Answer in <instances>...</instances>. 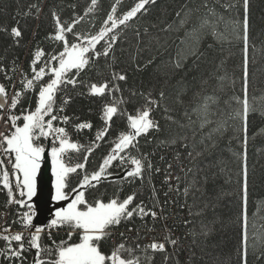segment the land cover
I'll list each match as a JSON object with an SVG mask.
<instances>
[{"label":"snow or ice","instance_id":"6c2138e0","mask_svg":"<svg viewBox=\"0 0 264 264\" xmlns=\"http://www.w3.org/2000/svg\"><path fill=\"white\" fill-rule=\"evenodd\" d=\"M120 3L121 0H115L99 26L93 20L87 30H78V26L85 20V16L96 13L99 0H90L83 15L76 11L77 5L73 3L52 7L49 11L54 30L46 39L53 42L55 47L49 52L39 46L33 50L29 63L30 71L20 69L21 88L16 89V84L12 83L11 98L9 85L0 82V122L5 126V131L0 132V190L6 192V205L16 206L13 221L6 223V226H0V264H156L157 255L162 258L161 264H181L182 245L188 237L192 238V245L198 246V237L206 238L214 231V225L217 223L215 219L209 224L201 221L199 232L195 226L189 227L194 225L193 219H184L182 222L187 231L183 236L178 235L169 227V218L164 214V205L168 201L166 199L163 204L160 203L154 185L151 188L155 203L151 206L143 200L138 201V193L135 191L122 198L120 193H123V188L114 192L107 201L97 198L89 202L86 198L88 189H95L102 181L112 177L110 169L113 167L123 171L121 180L128 181L129 184L135 181L143 182L145 173H151L154 168L152 157L155 152L142 151L140 139L144 138L145 142L150 144L148 137L163 130L154 113L163 107L165 119L178 123L170 115L172 109L160 103L165 99L163 90L157 93L129 90L128 95H124L121 84L128 82V75L123 69L117 70V43L129 22L138 14L146 12V6L156 3V0H136L133 6L118 14ZM251 5L252 0H227L221 7L229 13L234 9L236 12L225 21V17L218 14L214 7H209L205 0L203 6L208 9L207 13L200 19L198 26L193 25L186 33L197 45L190 56L199 58L203 55L199 52L198 44L201 33L205 30L206 34L211 35L218 43H238L241 51V62L238 66L241 91L226 101L228 112L221 113L216 120L210 119V116L217 115L211 111V106L219 103L218 98L203 97L202 103L193 109L199 120V129L202 131L212 124H215V127L202 134L199 141L196 140L195 130L191 136L170 135L160 141L161 147L176 149L178 146L174 159L177 161L175 168L181 173L175 174L173 163L166 164L164 183L168 185V191L164 196L167 197L169 192L180 193L183 184V207L188 209L190 218L204 217L209 210L215 211L219 201L225 196L231 198L234 215L230 217L229 224L236 230L238 244L235 248V261L230 255L221 264H248L250 250L258 260L264 258V251L258 247L264 246V234L255 231L254 223L250 234L248 212L249 117L256 113L264 116V104H259L254 95H249V49H255L251 42ZM65 9L70 12L67 19H64ZM43 11L41 0L40 3L30 4L23 13L18 10L16 16H31L38 20ZM192 14L191 9L184 12L183 18L179 20L181 28L189 24ZM176 15L181 17V12ZM221 22L231 26L230 38L224 32L218 31ZM170 29L171 25H168L163 31ZM0 32L7 34L15 46L20 45L23 32L19 19L10 27L0 25ZM136 35L139 37V30ZM188 58L180 49L172 64L177 70H183ZM101 61L104 62L106 74L99 71ZM152 62L148 60L147 64ZM223 63L221 61L217 70ZM17 68L19 65L16 60L12 61L11 68H7L0 58V73L4 74L5 80L11 81L12 76L8 73H15ZM140 69L141 65L137 64L136 70ZM90 70H95L96 75L102 76L103 79L95 82L89 80L85 84L83 76ZM217 79L221 82L223 90L224 82L229 77L225 73ZM231 85L234 88L235 79H231ZM78 87L84 88L85 91L77 92ZM30 93L35 95L34 106L24 107L23 101ZM73 93L76 96L87 95L104 101L100 109L103 126L96 130L94 140L88 145L74 141L68 130V126H71L76 133H81L85 130L91 131L94 127L89 119L67 114L68 106L75 99ZM176 103H183L179 96ZM128 105L132 106L131 112ZM184 115L188 118V124H179V127L191 128L194 122L187 112ZM114 118H126V128L118 131L115 138L108 141L106 137L109 136ZM228 131L232 133L229 143L235 141L237 144V150L233 151L232 155L237 161L239 171L235 173L236 179L233 181L231 169L223 160H217L212 167L217 168L220 175H226L225 182L233 187L230 192L221 191L210 197L208 185L216 180L218 173L212 172L209 176L200 165L206 154L211 156L216 148L214 134L223 136ZM101 142L108 143L110 148L102 157L98 168L89 171V156L100 148ZM72 152L85 153L82 162L72 163V156L69 155ZM46 156L50 157L51 175L54 178L51 200L67 204L53 207L46 221L37 224L35 219L39 213L34 197L38 193V177ZM160 159L163 161L164 156H160ZM155 171L159 173L161 169L157 167ZM74 174L79 179L75 187H70ZM189 196L193 200L192 204L187 203ZM194 208L197 210L193 211ZM136 219L141 221L142 227L134 224ZM158 224L159 235H152L157 233ZM14 226L19 230L13 231ZM121 226L125 231H117ZM54 229L67 230V240L58 243L53 240ZM73 235L77 237V241H72ZM45 238L50 243H44ZM108 241L112 243L105 250L103 245ZM187 251L190 254L184 264H194L196 252L191 248Z\"/></svg>","mask_w":264,"mask_h":264},{"label":"trees","instance_id":"16d2710c","mask_svg":"<svg viewBox=\"0 0 264 264\" xmlns=\"http://www.w3.org/2000/svg\"><path fill=\"white\" fill-rule=\"evenodd\" d=\"M41 0H0V25H14L19 19L23 37L20 40V45L15 46L12 39L5 33L0 32V58L5 67L11 68L12 61L16 60L19 68L8 75L12 76L11 81L4 79V74L0 73V82L9 85V97L13 94L11 84H16V89L21 88L20 81L22 80L21 71H30L29 63L31 60V53L39 46L45 49L46 52L52 50L55 45L53 42L46 39L49 33L53 32V20L51 19L50 9L56 5H66L73 3L77 5L76 11L84 14L90 0H43L44 11L40 18L33 19L31 16L21 18L16 16L17 11L21 13L27 10L28 6L32 3H40ZM136 0H121L119 5V13L126 11L134 5ZM227 0H207L209 7H214L216 12L225 17V21L230 16H234L236 10L232 13L227 12L221 7ZM115 0H99V7L96 13L85 16V20L78 26V30H87L91 22L94 20L96 25L99 26L100 21L105 18L107 12ZM205 0H156V3L150 4L146 12L138 14V16L129 22L127 28L121 33V40L116 46V63L117 70L123 69L128 75V82L122 83L121 87L124 90V95L127 96L129 90L136 91H153L157 93L160 90L165 92V99L161 101L162 106L172 109L170 115L178 122L171 123L165 119L163 107L158 109L154 115L155 118L160 120L163 130L161 133L153 134L148 137L151 141L150 144L145 142L144 138L140 139L142 151L155 152L152 157L154 168L151 173H145L143 182L135 181L131 184L128 181L121 180L123 171L120 168L113 167L110 169L113 175L108 180H104L95 189H88L86 191V198L89 202L97 198H103L107 201L112 197L114 192H118L123 188V196L131 194L133 191L138 193L137 200H143L145 204L151 206L155 203L152 199L153 191L151 186H155V194L159 196L161 204L167 199L168 203L164 205L165 215L168 216V225L178 235L183 236L187 229L184 227V219H193L197 232L200 229V222L209 224L210 221L216 220L214 231L207 236L198 237L197 245H192L191 237L182 245L180 253L181 264L187 260L190 254L187 249L191 248L196 252L194 264H221L230 255L235 261V248L238 244V237L236 230L229 224L230 217L234 215V209L231 204V198L225 196L221 199L215 211L209 210L204 217L188 216V209L183 207L185 204V197L182 194L183 184H181V192H169L165 197L164 193L168 191V185L164 183V169L167 163H173L174 172L176 175H181L178 168H175L177 161L174 159L175 152L178 150L168 148L167 146H160V141L170 135H192V131L197 132L196 140L199 141L201 135L209 132L215 127V124L205 127L202 131L199 129V120L197 114L193 109L197 108L202 103L203 97L215 96L218 98L219 103L211 106V111L217 115L210 116V119L216 120L221 113L228 112L229 101L233 94H240L241 80L239 64L241 62V51L238 43H218L211 35L205 32L201 33V40L198 44L199 52L203 55L199 58L190 56L194 47H197L192 38L188 37L186 33L193 27L198 26L200 19L204 17L208 9L203 5ZM185 5L187 6L185 8ZM189 9L193 10L190 22L186 27L179 26V20L183 18L184 12ZM181 12V17H177L176 13ZM70 15L69 10L65 9L64 19ZM171 25V29L163 31ZM251 42L255 45V49H249V95L255 96L259 104H264V0H252L251 5ZM139 30V37L136 33ZM147 30V31H145ZM218 31L224 32L226 36L231 37V26L221 22L218 26ZM184 41L182 44L181 41ZM166 41V43H165ZM211 45V47H209ZM182 49L183 54L188 56L187 62L183 70H177L172 61L176 59L178 50ZM18 58V59H17ZM148 60H152L151 64H147ZM223 61L222 67L217 70V66ZM104 62L101 61L99 71L106 74V69L103 67ZM140 64L141 69L136 70V65ZM147 64L146 67L144 65ZM227 74L228 80L224 82L223 90H221V82L217 79L218 76ZM103 79L102 76H97L95 70L88 71L83 80L85 84L92 80ZM231 79H235V86L231 85ZM207 81V83H205ZM77 92L85 91L84 88L78 87ZM75 99L67 108V114L72 116H79L81 119H89L93 122V129L91 131L85 130L81 133H76L75 130L68 126V130L74 141H79L81 144L88 145L95 138V132L98 128L103 126L100 119V109L103 104L101 99H93L84 96H76ZM179 98L183 103H176ZM35 95L28 94L27 98L23 101L24 107L34 106ZM10 103V99H9ZM128 110L131 112L132 106L128 105ZM187 112L188 116L194 122L191 128L181 129L179 124H188V118L184 113ZM63 126V125H58ZM126 128V118H114V123L109 131V136L106 140L114 139L117 132ZM231 131L226 132L223 136L214 134L213 139L216 141V148L212 151V155L206 154L201 163V167L205 168V172L211 176L212 172H217V178L214 182L208 185V196H215L217 193L230 192L233 185L226 183L227 176L220 175L219 170L212 165L217 160H223L227 167L232 171V180L236 179L235 173L239 171L237 161L234 159L232 152L237 150L235 141L229 143ZM48 143V141H44ZM110 145L101 142L100 148L89 156L87 168L89 171L96 170L102 162V157L107 154ZM231 149V151H230ZM85 153H69L72 156V163L82 162V157ZM160 156H164L161 161ZM186 163V161H185ZM248 166H249V231H253L252 224L256 225L255 231L264 234V116L259 113L250 115L248 126ZM160 168L161 172L157 173L155 168ZM204 173H201L203 175ZM79 177L75 174L71 177L70 187H75ZM117 181V182H113ZM71 196V193H70ZM199 197V193H197ZM7 195L6 192L0 190V214L7 213L6 223H11L15 218L16 206L8 207L6 205ZM187 203L192 204L191 196L187 198ZM202 207V201H200ZM197 209H193L196 211ZM255 213V215H254ZM5 223V225H6ZM134 224L141 226V221L136 219ZM131 227L132 225H128ZM149 226L151 221L149 220ZM211 226V225H210ZM160 225H157V233L152 235H159ZM19 230L17 226L13 227V231ZM117 231H125L121 226ZM52 239L57 243L61 240H67V230H53ZM134 234V233H133ZM150 238V237H149ZM72 241H77V237L73 235ZM44 243H50L47 238ZM112 241H108L103 245L107 250ZM260 247L264 251V246ZM31 260V254L29 255ZM161 256H156V264H161ZM248 264H264V258L257 259L255 255L250 254L248 257Z\"/></svg>","mask_w":264,"mask_h":264},{"label":"water","instance_id":"95a60500","mask_svg":"<svg viewBox=\"0 0 264 264\" xmlns=\"http://www.w3.org/2000/svg\"><path fill=\"white\" fill-rule=\"evenodd\" d=\"M53 177L51 175L50 157L46 156L45 162L41 168V174L38 177V193L34 197L37 211L39 215L35 219V223L42 224L50 214L53 207L66 206L67 202H54L51 200L53 194Z\"/></svg>","mask_w":264,"mask_h":264},{"label":"built area","instance_id":"2783aa9c","mask_svg":"<svg viewBox=\"0 0 264 264\" xmlns=\"http://www.w3.org/2000/svg\"><path fill=\"white\" fill-rule=\"evenodd\" d=\"M3 131H5V126L2 122H0V132ZM6 219H7V213H3V215L0 216V226H5Z\"/></svg>","mask_w":264,"mask_h":264},{"label":"bare ground","instance_id":"6f19581e","mask_svg":"<svg viewBox=\"0 0 264 264\" xmlns=\"http://www.w3.org/2000/svg\"><path fill=\"white\" fill-rule=\"evenodd\" d=\"M4 213V212H3ZM8 216V215H7ZM6 226V225H5Z\"/></svg>","mask_w":264,"mask_h":264},{"label":"rangeland","instance_id":"374dc122","mask_svg":"<svg viewBox=\"0 0 264 264\" xmlns=\"http://www.w3.org/2000/svg\"><path fill=\"white\" fill-rule=\"evenodd\" d=\"M54 179V178H53Z\"/></svg>","mask_w":264,"mask_h":264}]
</instances>
